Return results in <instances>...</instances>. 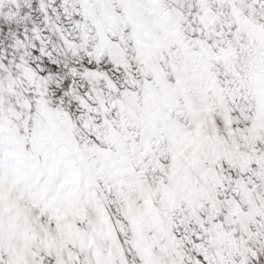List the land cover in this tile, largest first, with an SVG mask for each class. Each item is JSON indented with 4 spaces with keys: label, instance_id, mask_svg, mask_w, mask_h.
I'll list each match as a JSON object with an SVG mask.
<instances>
[{
    "label": "snow or ice",
    "instance_id": "snow-or-ice-1",
    "mask_svg": "<svg viewBox=\"0 0 264 264\" xmlns=\"http://www.w3.org/2000/svg\"><path fill=\"white\" fill-rule=\"evenodd\" d=\"M0 264H264V0H0Z\"/></svg>",
    "mask_w": 264,
    "mask_h": 264
}]
</instances>
